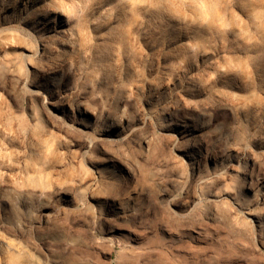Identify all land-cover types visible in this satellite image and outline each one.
Here are the masks:
<instances>
[{
  "label": "rangeland",
  "instance_id": "374dc122",
  "mask_svg": "<svg viewBox=\"0 0 264 264\" xmlns=\"http://www.w3.org/2000/svg\"><path fill=\"white\" fill-rule=\"evenodd\" d=\"M263 151L264 0H0V264H264Z\"/></svg>",
  "mask_w": 264,
  "mask_h": 264
},
{
  "label": "bare ground",
  "instance_id": "6f19581e",
  "mask_svg": "<svg viewBox=\"0 0 264 264\" xmlns=\"http://www.w3.org/2000/svg\"><path fill=\"white\" fill-rule=\"evenodd\" d=\"M24 17H22V18H24ZM25 20H27V19L24 18L21 22H24ZM64 22L65 21L62 18H57L55 23L51 22L52 24L50 23V21H37L38 26L35 27V31L37 32L38 37L41 39V44L39 47L41 53L44 54L46 52V48H48V46H50L53 42H59V44H61V46H59L57 49H55L56 54H55V57L52 58V60H51V58H50V60H45V62H43L42 64L40 63L41 65L39 64L38 67H36V71L38 73L37 78L44 79V80L47 79V80H50L53 82L56 80L55 75L60 70L61 64L63 62L62 59H64V57L66 56V54L68 52L66 47H68L71 44L69 42V40L63 41L64 36H66V34L68 33V30L62 27ZM36 82H38V81H36ZM60 99L61 100L58 103L56 102L55 107L59 110L64 111V107L68 104L66 96L63 94ZM87 115H88V113L85 109H79V118L77 120L83 121L84 119L87 118ZM110 126L112 128H116L118 125L114 124V125H110ZM175 126H178L180 128H175ZM167 127L168 128H174V131L177 133L178 139L181 140V144H182L181 146H184V148L180 149L181 152L183 154H185V156L189 157L190 159L191 158L195 159L193 161V164L190 167L191 170L192 171L199 170L200 155H198V153H195L194 151L191 150V148H189L190 147V140L189 139H190V137H193L195 135L194 134L195 133L194 127H191V125H187L185 123H184V125H182V124L178 125V123H174V121L169 122L167 124ZM108 132L111 133V130H108ZM144 143L147 145L148 144L147 140L144 141ZM261 152H262V150H261ZM244 167H246V166H244ZM237 172L245 178L246 172L243 169H240ZM120 205H121V201L117 202V205H116L117 209H120ZM247 213L250 215H253L255 217V221H257L258 224L261 223L260 222L261 218L259 217L260 218L259 219L257 217V215L255 216V214L252 213V210L251 211L248 210Z\"/></svg>",
  "mask_w": 264,
  "mask_h": 264
}]
</instances>
